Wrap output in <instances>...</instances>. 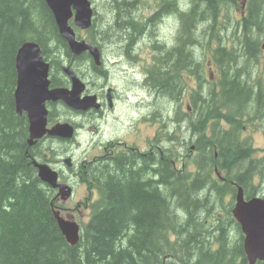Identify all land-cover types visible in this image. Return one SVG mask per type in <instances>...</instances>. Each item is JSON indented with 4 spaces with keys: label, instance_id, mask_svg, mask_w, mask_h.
<instances>
[{
    "label": "trees",
    "instance_id": "obj_1",
    "mask_svg": "<svg viewBox=\"0 0 264 264\" xmlns=\"http://www.w3.org/2000/svg\"><path fill=\"white\" fill-rule=\"evenodd\" d=\"M173 2L180 31L171 49L157 45L159 67L149 71L148 83L157 92L159 115L169 112L167 101L181 106L189 91L191 112L173 122L185 124L187 155L180 159L177 138L174 150L160 138L157 155L116 154L84 166L81 181L97 200L90 204L81 239L69 246L52 215V191L31 164L48 150L28 146V124L25 114L16 113L13 93L15 55L24 42H36L57 68L61 52L69 60L71 55L44 0H0V264H162L166 256L173 260L165 264H247L242 238L228 241L226 224L213 213L219 210L234 222L232 200L225 202L235 192L232 182L250 197L260 192L255 180L264 177V149L261 158L254 157L256 151L242 137L247 124L264 120V74L257 73L264 0H245L246 14L235 23L233 34L241 30L240 44L251 59L240 65L244 68L236 67V49L229 39L222 44L221 36L227 29L222 11L238 0H190L185 13ZM133 4L111 0L106 12L112 17L102 23L100 36L114 32L123 45L126 33L140 34L143 27L128 18ZM196 48L203 50L199 59ZM210 60L220 73L217 82L205 74ZM187 71L190 86L183 79ZM215 168L224 183L214 178ZM209 219L216 225L199 235Z\"/></svg>",
    "mask_w": 264,
    "mask_h": 264
},
{
    "label": "water",
    "instance_id": "obj_2",
    "mask_svg": "<svg viewBox=\"0 0 264 264\" xmlns=\"http://www.w3.org/2000/svg\"><path fill=\"white\" fill-rule=\"evenodd\" d=\"M51 11L60 36L67 43L69 50L75 54L88 51L93 59L98 62V54L95 47L87 45L84 41H77L68 20L73 17L74 24L81 29H87L91 25V9L88 0H44ZM48 64L42 59L40 48L33 42L24 43L15 56L16 89L14 93L16 112H26L29 123V140L41 138L45 133L49 136L71 138L73 129L68 124H57L50 130L45 129L47 111L46 101L62 100L68 107L75 110H86L90 107H98L95 97L85 96L80 99L84 86L75 77L69 68L64 72L70 77L72 88L70 91L64 88L48 90L47 78ZM68 162V160L66 161ZM38 175L41 181L46 182L52 188L59 189V196L66 200L70 189L56 184V174L44 165H37ZM234 219L241 227L244 234L243 250L249 264H254L256 259L264 261V199L252 197L244 198L241 187L237 188L232 208ZM58 228L66 241L71 245L78 241V227L64 222L57 217Z\"/></svg>",
    "mask_w": 264,
    "mask_h": 264
},
{
    "label": "rangeland",
    "instance_id": "obj_3",
    "mask_svg": "<svg viewBox=\"0 0 264 264\" xmlns=\"http://www.w3.org/2000/svg\"><path fill=\"white\" fill-rule=\"evenodd\" d=\"M94 5H96V13L98 18V21L96 22L95 26L96 28L102 30L103 28L101 27L102 23H106L111 17L112 14H108L106 12V9L109 6V3H111V0H92ZM155 0H140V6L144 7L148 10H152L154 6ZM243 0H238V5L235 7L232 6H227L226 8L223 9L220 21L222 20L223 22H226L225 26L227 27L226 31L229 32H234L235 30V23L238 22L241 18V14L239 12V6ZM177 3L180 7L185 8V6L188 5V0H177ZM238 7V8H237ZM142 11L139 14V19L143 20L145 19L144 17L149 15V11ZM180 12L182 10L179 9ZM219 23V22H218ZM224 26V24H223ZM204 27V26H203ZM177 28V21H165V24H161V26L154 31V36L153 38H146L143 37V40L141 43L138 45L139 47L144 45V44H149L151 45V42H154L156 39L160 40V42H167L169 43L168 45L171 46L173 44V37L175 34ZM202 28V27H201ZM218 32L221 33L219 30ZM230 33V32H229ZM82 38L85 37L84 33H78ZM115 33L113 32L110 36H106L105 39V44L109 46L105 50V56L109 58L111 56V53L108 51V49H114V46L118 45V42L114 43L113 41L115 40L113 36ZM223 36V41L222 44H225L227 39H229V36ZM204 38L203 41L207 38L206 36L202 37ZM164 40V41H162ZM260 43L262 44L264 42V32L263 35L260 36L259 38ZM234 44V42H232ZM210 45L212 47L216 46V41L212 40ZM141 47L137 51L138 55V60L135 65H126V64H118L116 66H113L109 69V81L111 84L115 85L117 90H118V96L120 97L116 106L115 110L112 114H110L107 117L106 122H102L101 125H106L107 127L105 128V131L102 135V140H105V138H108V131L110 130H116L120 129L121 131H128V130H134V127L138 126L137 122L135 120H141L142 123L138 126L139 129L138 131L141 132V140L138 142L139 146L141 148H144L145 146H148L149 144H155L151 143V138L156 139L159 137L161 134L165 133V127L163 125H160L158 123H152L150 121H143V117L147 116L148 114V108L146 105H142L141 111L135 110V106L133 105L134 100L130 101V97L134 96L135 98H142L144 100L145 97H147V93L145 90H140L139 87L134 88L133 87V80L136 79L139 82L142 80L144 76V68L149 65L151 62L153 53L151 50V47ZM171 49L170 47H167ZM166 48V49H167ZM203 51V50H202ZM264 52V50H262ZM195 56L199 55L200 49L195 50ZM264 53H262L263 55ZM198 58V57H197ZM54 60L55 58L52 57ZM199 59V58H198ZM65 60V59H62ZM160 61V60H159ZM56 65H54V68L56 70ZM88 77V80L91 82L93 81L92 76H90L88 73L86 74ZM96 82V81H95ZM103 81L101 82H96V85L102 84ZM93 86H89V89H93ZM153 98V95L150 97H147V100H151ZM158 103V102H157ZM57 104V103H56ZM167 104H164L162 109L166 106ZM173 104L169 105V109L173 108ZM48 109L50 112H54V120L55 122H63L66 120H71L73 122H83L86 123V121L83 120L82 116H75L71 112H68L62 105L57 104L53 109L51 106L48 105ZM160 113V112H159ZM165 114V112L163 113ZM169 126V125H168ZM86 135L88 137L86 138V142L81 145L79 148L76 147L75 144H63V143H58L57 141H54L52 144V148L55 151L56 155L53 157V159L48 163L50 166L56 163L57 158L61 155L62 151L66 150L68 154L73 156V158L77 161L82 160L83 158H88L91 159V154H90V140H91V134L89 132H86ZM180 133V132H179ZM184 135V136H181ZM166 137V136H165ZM163 137V138H165ZM185 134L180 133V138H184ZM242 137L248 138L251 144V146L254 148L256 153L254 154V157L256 158H261L263 156L262 149L264 147V129L262 127H258L257 124H255L254 127H249L248 130L242 134ZM163 146L166 148H169L170 146L163 141ZM42 147H45L42 146ZM62 150V151H61ZM85 151H87L85 153ZM95 153L100 154V149L97 147L94 149ZM178 153L184 152L183 148L177 149ZM186 152V151H185ZM71 182H75L74 179H71ZM255 184L258 185V188L260 189V192L264 194V177L262 179H256ZM260 193V194H261ZM86 196V193L84 192V187H80L75 190L74 194V200H84ZM231 200L230 196L225 197V202L228 204ZM73 205L70 204V202L64 203V208L65 209H70ZM214 215L219 214V210H216ZM80 219L83 221V223H86L87 220L89 219V210L84 209L81 211V216Z\"/></svg>",
    "mask_w": 264,
    "mask_h": 264
},
{
    "label": "flooded vegetation",
    "instance_id": "obj_4",
    "mask_svg": "<svg viewBox=\"0 0 264 264\" xmlns=\"http://www.w3.org/2000/svg\"><path fill=\"white\" fill-rule=\"evenodd\" d=\"M174 0H155L154 6L152 7V10H148L144 7H141L139 5V2L137 0H133V12L128 16V18H131L134 22H137L140 24L141 27H143L142 31L139 33L134 32H128L126 33V39H124V44H118L114 46V49H108V51L111 53V56L107 58L105 56V50L109 46H107L105 43V39L100 36V29L96 28L94 25V29L91 32V41L92 44L95 45L100 52L101 56L103 58H106L104 65L101 64L99 67L94 66L92 62L86 63V69L84 72L89 75H92L93 81H91L93 84H96L95 81L102 80L103 83L95 91V94L97 96V99L100 103V109L98 110H90L86 113H82L84 115L85 120L87 122V126L84 127L83 125H77L78 130L81 128L91 131V141L90 146L92 148H95L96 146L103 145V151L111 153V150L118 151L119 149H122L123 151H128L131 154L135 153L136 151L138 153H142L143 148H140L139 141L141 140V132L138 131L139 125L142 123L140 120H135L137 122L138 126L134 127V130H128V131H121L120 129L116 130H110L108 131V138H105V140H102V135L105 131L106 125H101L102 122L107 121V117L114 112L115 105L117 100L120 98L118 96V90L115 85L111 84L109 81V69L113 66H116L118 64H128V65H135L138 60L137 51L141 47H146L149 44H144L142 46H138L141 41L143 40V37L145 34H148V32L154 30V27L156 26V19L159 16V22L161 24H165V19H171L173 16V2ZM148 10L149 15L144 17L145 19L140 20L139 14L144 11ZM143 25V26H142ZM135 27L136 24H134ZM114 43L118 42L119 40L115 39L113 41ZM82 73V72H81ZM88 82L89 84L91 83ZM133 87L137 88L139 87L140 90L144 89L147 93V97H150V92H153L152 89L149 88V86L144 87L141 83L138 82V80L134 79ZM109 91V94H108ZM108 95L110 98L111 106L108 102ZM147 97L144 98V100L140 97L135 98L134 96L130 97V101L134 100L133 105L135 106V110L138 111L142 109V105H146L148 108V113L151 116H154L157 112L154 111V107L157 104V98L154 97L153 100H147ZM167 119H169V116L166 115ZM143 120V119H142ZM85 130L79 131V133L85 132ZM151 140H153L151 138ZM145 149L147 151L150 150V146H146ZM259 264H264V262H259Z\"/></svg>",
    "mask_w": 264,
    "mask_h": 264
},
{
    "label": "bare ground",
    "instance_id": "obj_5",
    "mask_svg": "<svg viewBox=\"0 0 264 264\" xmlns=\"http://www.w3.org/2000/svg\"><path fill=\"white\" fill-rule=\"evenodd\" d=\"M89 74V73H88ZM90 76H92V75H90ZM57 104L56 103H53L52 105H51V107H52V109L56 106ZM15 110H16V107H15ZM17 113V112H16ZM27 124H28V122H27ZM28 128H29V124H28Z\"/></svg>",
    "mask_w": 264,
    "mask_h": 264
}]
</instances>
